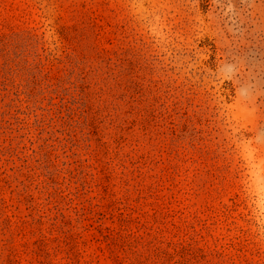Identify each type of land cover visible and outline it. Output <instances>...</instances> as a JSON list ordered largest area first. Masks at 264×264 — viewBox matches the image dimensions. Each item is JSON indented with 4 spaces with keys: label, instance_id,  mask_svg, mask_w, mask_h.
<instances>
[{
    "label": "rangeland",
    "instance_id": "374dc122",
    "mask_svg": "<svg viewBox=\"0 0 264 264\" xmlns=\"http://www.w3.org/2000/svg\"><path fill=\"white\" fill-rule=\"evenodd\" d=\"M0 264H264V0H0Z\"/></svg>",
    "mask_w": 264,
    "mask_h": 264
}]
</instances>
